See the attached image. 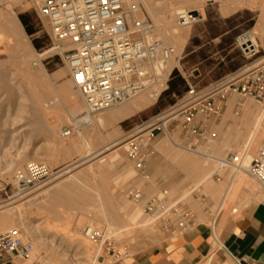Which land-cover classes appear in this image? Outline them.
Here are the masks:
<instances>
[{
	"label": "rangeland",
	"instance_id": "374dc122",
	"mask_svg": "<svg viewBox=\"0 0 264 264\" xmlns=\"http://www.w3.org/2000/svg\"><path fill=\"white\" fill-rule=\"evenodd\" d=\"M138 3L136 15L153 22L154 38L174 45L172 39L164 40L158 34L161 26L157 14L165 5L172 11L169 25L188 31L179 53L180 63L172 68L166 88L152 104L126 117L97 122L99 117L116 111L125 102L99 111L91 118L93 122L81 120V127L77 129L67 115L72 114L73 105L83 107V100L57 51L42 56L40 68L33 65L37 53L54 47L45 21L37 14L36 3L0 0V204L23 196H12L15 193L13 175L17 170L29 163H40L49 171L44 183L36 188L43 190L40 198L21 211L10 212L11 216L15 214L12 223L0 230L1 233L16 227L19 236L32 242L33 251L25 264H93L79 240L89 222L104 231L97 241L86 237L95 247L103 242L100 249L105 258L103 264H114L108 248L128 256L160 241L166 234L145 215L143 205L162 189L171 201H180V205L191 210L196 223L206 224H211L228 185L233 192L230 190L217 216L231 215L233 209L238 211L247 202L245 191L260 190L248 175L234 173L230 167L221 168L218 179L214 174L207 177L219 162L201 154L223 159L228 153H237L244 165L256 155L264 139V129L256 144H251L245 154L243 150L250 127L264 109V100L241 98L235 91H229L223 98V109L218 116L203 122V137L187 131L183 118L176 113L163 124L168 133L158 130L153 139L144 140L141 151L146 155V178L136 171L127 149L128 141L140 133L139 126L152 124L159 115L176 106L188 84L204 88L228 79L238 68L244 67L237 76L257 65L261 58L264 61V0H138ZM177 7L200 8L203 17L190 27H180L173 17ZM251 28L256 30L258 50L253 55L236 42L239 35ZM180 77L185 85L179 83ZM170 80L176 83L174 91L169 90ZM161 83L164 87V81ZM147 92L141 94L147 95ZM81 111L76 119L83 116ZM89 123L91 126L86 125ZM262 124L264 128V114ZM67 127L71 128L70 133L64 135ZM114 139L126 143L118 149V156L109 158L116 148L110 147L102 154H106L105 160L91 158L92 151ZM84 158L91 159L84 162ZM127 188L140 190L142 201L127 198L124 195ZM131 208L138 212V218L129 228L125 214L132 212ZM147 219L150 220L146 221L147 227L141 226ZM65 226L68 228L64 229ZM110 228L116 231L115 235Z\"/></svg>",
	"mask_w": 264,
	"mask_h": 264
},
{
	"label": "built area",
	"instance_id": "2783aa9c",
	"mask_svg": "<svg viewBox=\"0 0 264 264\" xmlns=\"http://www.w3.org/2000/svg\"><path fill=\"white\" fill-rule=\"evenodd\" d=\"M139 8L138 0H40L37 5V14L48 27L55 51L82 97L84 122L99 111L122 104L160 84L161 91L166 88V80L164 87L161 83L162 68L171 57H176V50L154 38L155 26L147 17L136 15ZM173 17L180 27L188 26L192 20L188 11L175 10ZM240 36L236 42L245 48ZM244 50L252 55L258 52L256 46ZM229 91L237 92L241 98L262 102V58L257 65L235 78L204 88L188 84L176 105V113L183 118V127L197 137H203V122L220 114L222 100ZM143 128L144 131L128 142L127 153L136 171L146 178V155L141 151L144 140L153 139L158 130L168 131L157 118L148 127L139 126L138 129ZM70 130L64 128L63 134L68 135ZM218 162L222 168L243 171L264 191V139L248 165L241 164L237 153H228ZM48 174L46 166L40 163H29L17 170L13 175L15 193L12 196L18 197L40 187ZM124 195L134 202L143 199L141 191L133 188L125 189ZM143 211L165 234L184 232L196 223L195 214L180 205V201H171L165 189L150 196ZM85 235L97 241L104 231L88 227ZM106 250L114 264H122L127 256L114 248ZM32 251V242L24 240L16 230L0 233V264H5L7 258L27 260Z\"/></svg>",
	"mask_w": 264,
	"mask_h": 264
},
{
	"label": "crops",
	"instance_id": "0c3cea01",
	"mask_svg": "<svg viewBox=\"0 0 264 264\" xmlns=\"http://www.w3.org/2000/svg\"><path fill=\"white\" fill-rule=\"evenodd\" d=\"M242 69L231 72L228 78L237 76ZM246 135L247 132L244 138ZM230 190L228 185L211 224L199 222L184 232L166 234L160 241L126 256L122 264H264V191H245L247 202L238 211L217 216ZM24 261L28 259L7 258L5 264H25Z\"/></svg>",
	"mask_w": 264,
	"mask_h": 264
},
{
	"label": "bare ground",
	"instance_id": "6f19581e",
	"mask_svg": "<svg viewBox=\"0 0 264 264\" xmlns=\"http://www.w3.org/2000/svg\"><path fill=\"white\" fill-rule=\"evenodd\" d=\"M32 1L35 2L36 5H38V3H39L40 0H32ZM168 9H170V8H167V6L165 5V6H163V8L157 14V20H158V23L161 26L160 27V33H158V34H160L163 37L162 39H164V40L172 39V41L174 42V45L173 46H175L178 51L176 53V57H171L168 60V62L163 66L162 72H161V75H162L161 81H165L168 78V76H169L172 68L173 67H176L177 65H179L180 59H181V56H179V53L183 50V45H184V43H185V41L187 39V36H188V33H187L188 31H186V30H178V29L175 28V25L174 26H170L169 25V21H170L169 18H170V14L172 13V11L170 13L169 11L171 9L170 10H168ZM175 10L188 11V12H191V13H195L196 14L194 18L191 17L192 20L190 21V24L188 26H186V27H190V25L192 23H194L196 21H199L203 17L202 11H201L200 8H198V9H187V8H183V7H177V9H175ZM154 31H155V29H154ZM254 31H256V30H254ZM254 31H253V28H251V29H249V30H247V31H245L244 33L241 34L240 41H241L242 45H245V48L244 49H250L251 47L257 45L256 33ZM53 51H55V48L54 47L53 48L51 47V48H48V49L44 50L42 53H37L36 54L35 63H33L34 67L36 69L40 68V66L42 65L41 64L42 61H40V58L42 56H44V55H49ZM160 86H161V84L159 86H157L156 88L148 91L147 92V95L144 94V93L143 94H141V93L138 94L137 96H135V97L131 98L130 100H128V102L126 101L127 104H125L124 106L120 107L117 110L115 109L116 111H112L111 110V112H107V113L105 112L106 114H104L103 116L99 117L98 120H97V122H99V121L102 122L103 120H108V119H111V118L113 119V117H116V116H118V117H126L128 115H131L133 113H136L137 111H140L142 108H144V107L152 104L154 101H156V99L158 98V96H159V94L161 92V87ZM72 98H73V100L75 99L74 96H72ZM74 102H75V100H74ZM83 107H84V105H83ZM83 107H75L73 105V112H72V114L67 115L69 121L72 124H74L75 126H77V129L81 127V126H79L80 123H81L80 121L81 120L84 121L83 120L84 117H80V118L76 119V117L79 116L80 113L82 112L81 110L83 109ZM177 109H178V107L177 106H174V107L170 108L169 110H167L166 112H164L163 114L159 115L160 118H157V119L160 120V121L162 120L163 122H161V123L165 124V122H168L169 119H172V118H174L176 116ZM258 112H260V111H258ZM258 114H260V113H258ZM258 114H257V116H258ZM263 114H264V109H263V111H261V114L257 117V119L255 120V122H253V126L250 127L251 130L248 133L247 139H246L245 144H244V150H243L244 154H245L246 151H249L250 150L249 147L251 146V144H253V145L256 144V142L258 141V139H257L258 136H261L262 133H263L262 132V129H264L263 128V124H262V115ZM91 118H90V120H86V121L87 122L88 121L89 122H93ZM91 124L92 123H89V124H86V125H90L91 126ZM141 127H148V124L147 123H144V124H142ZM144 129L145 128H143L142 130H140V132L141 131H144ZM173 143H174V145H177V146L183 148L181 145L176 144L175 141ZM122 146L123 147L126 146V143L125 144L124 143L122 144L118 139H114V140L110 141L109 143L106 142V144L103 147L99 148L96 151H92L89 155H92V157H91L92 159L94 157H98V159H96V158L95 159L101 162V161L105 160V158H103V157H105L106 154L105 155H102V154L104 153V151L106 149H109L110 147H114V148L116 147L113 151H111V152H113V154H110L111 157H109V158H112V157H116V156L119 155L118 154V149L120 147H122ZM195 152H198V151H195ZM199 153H200V151H199ZM201 154H203L206 157L213 158V160L214 159L215 160H218L219 159V158H215V157L211 156L210 154L209 155L204 154V153H201ZM91 158H87V160H86V158H84L85 160H83V161L86 162V161L90 160ZM98 161H96V162H98ZM186 161H188V160H186ZM94 164H95V162H94ZM216 164H217V162H216ZM241 164L244 165V163L242 162V159H241ZM244 166H246V165H244ZM221 168H222V165L220 163H218L217 168L214 169V170H212V171H210V172H208L207 177L210 178L213 174H215ZM234 172L236 173V172H243V171H238V170L234 169ZM204 177L206 178V176H204ZM42 191L43 190L37 191L36 188H35V189H33V191L31 190V191L27 192V194L24 193L23 196L21 195L22 197L19 196L20 198H17L15 200L8 201L9 199H7V200H4V201H1V204H0V230L6 228L7 226L10 225V223H12V219H13L12 216L15 215V214H12V216H11L10 212H12V211H18V210L21 211V209H23L27 205L31 204L35 199H37L38 197L40 198V196L42 195ZM131 209H129V210H131ZM120 217H124V216H122V214H121ZM125 217L127 219L126 221L129 223L128 226L130 228V224H134V223L137 222L138 212H136V210L135 211L133 210L132 212L126 213L125 214ZM150 220H152V219H150ZM150 220L147 219V220H145V222L142 221L143 223L141 224V226L143 225L144 227H147V226H145L147 224L146 221L148 222ZM138 223H141V221L138 222ZM126 225L127 224L123 225L122 228L123 227L125 228ZM50 226L51 227H55V228L57 227V225H50ZM61 227H63V226H61ZM88 227H96V225L93 222L87 223L84 226V228H83V238H79V240L84 244V246L86 248V251L88 252V256H87L88 259L91 260L93 264H103L104 261H105V258H104V255H103L104 253L101 252V250L103 249V242L99 244L100 247H97V246L95 247V245L93 246L91 244L90 240H88L86 238V235H85V230ZM66 228H68V227L65 226L64 229H66ZM12 229L13 230H16V233L19 235V231H18V229L16 227L15 228H12ZM12 229H10V230H12ZM120 230H122V229H120ZM120 230H118V231H120ZM111 232L114 233V235L116 234V231L114 229H111ZM118 234H121V233H118ZM69 235H71V234H69ZM37 238H38V241L41 240L40 237H37ZM76 240H78V239H76ZM37 252H38V250H36V253Z\"/></svg>",
	"mask_w": 264,
	"mask_h": 264
},
{
	"label": "trees",
	"instance_id": "16d2710c",
	"mask_svg": "<svg viewBox=\"0 0 264 264\" xmlns=\"http://www.w3.org/2000/svg\"><path fill=\"white\" fill-rule=\"evenodd\" d=\"M175 74V72L174 73H172V75H174ZM179 83H181L182 85H185L184 83H185V81H184V79L183 78H179ZM169 90L170 91H174V90H176V83H174V82H172L171 80L169 81ZM180 94V93H179Z\"/></svg>",
	"mask_w": 264,
	"mask_h": 264
},
{
	"label": "water",
	"instance_id": "95a60500",
	"mask_svg": "<svg viewBox=\"0 0 264 264\" xmlns=\"http://www.w3.org/2000/svg\"><path fill=\"white\" fill-rule=\"evenodd\" d=\"M195 15H196L195 13H191V17H192V18H194V17H195Z\"/></svg>",
	"mask_w": 264,
	"mask_h": 264
}]
</instances>
